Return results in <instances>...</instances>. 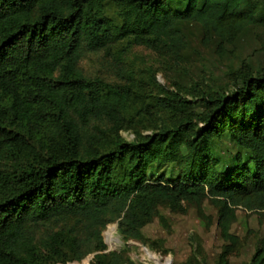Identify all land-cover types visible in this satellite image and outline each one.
Wrapping results in <instances>:
<instances>
[{
    "label": "trees",
    "instance_id": "1",
    "mask_svg": "<svg viewBox=\"0 0 264 264\" xmlns=\"http://www.w3.org/2000/svg\"><path fill=\"white\" fill-rule=\"evenodd\" d=\"M185 23L212 34L223 55L264 24V2L0 0V264H63L90 253V264H143L106 250V225L141 239L160 206L200 210L206 199L226 242L216 263L228 264L239 240L230 230L235 209L264 216V69L245 63L230 71L233 88L194 87L191 99L162 90L153 111L170 120L157 114L149 134L136 130L137 115L152 110L129 48L179 60ZM96 52L90 73L79 63ZM195 102L201 111L190 109ZM224 136L240 148L229 164L211 149ZM152 163L177 165L176 178L149 177ZM242 264H264V239Z\"/></svg>",
    "mask_w": 264,
    "mask_h": 264
},
{
    "label": "rangeland",
    "instance_id": "2",
    "mask_svg": "<svg viewBox=\"0 0 264 264\" xmlns=\"http://www.w3.org/2000/svg\"><path fill=\"white\" fill-rule=\"evenodd\" d=\"M183 30L188 44L179 60L139 45L129 48V63L136 70H144L139 75L144 81L141 85L143 99L151 103L148 104V110L152 111L140 112L136 118L135 129L143 134L152 131L148 126L155 123L157 114L164 121L170 120L169 111H153L155 95L162 90L180 93L186 99H191L194 87L230 90L235 83L231 69H238L245 63L257 71L264 69V24L248 27L233 44L226 45L223 55L219 54L218 40L212 34L204 33L199 25L185 23ZM98 58V52L87 53L79 64L93 73L98 66ZM190 109L201 111V103L195 102L190 105ZM121 135L131 140L134 129L124 128ZM211 149L221 164H229L234 153L240 150L226 136L215 141ZM178 170V166L172 163H152L148 166V176L175 179ZM235 214L230 230L239 240L227 254L228 264L247 262L255 246L264 239V216L240 207L235 209ZM218 216V207L208 199L203 202L200 210L190 206L184 212H174L162 205L159 207V216L143 227L141 239L122 238L116 222L107 224L102 236L107 251L122 252L134 262L217 264L218 254L226 244L217 226ZM54 227L55 223H48V228ZM45 231L46 227L43 225L36 229L38 235ZM151 255L156 256L159 262ZM92 256L93 253H90L79 261L67 264H90Z\"/></svg>",
    "mask_w": 264,
    "mask_h": 264
},
{
    "label": "bare ground",
    "instance_id": "3",
    "mask_svg": "<svg viewBox=\"0 0 264 264\" xmlns=\"http://www.w3.org/2000/svg\"><path fill=\"white\" fill-rule=\"evenodd\" d=\"M149 256H150V255H149ZM151 257L155 258V260H156L157 262H159L156 256L151 255Z\"/></svg>",
    "mask_w": 264,
    "mask_h": 264
},
{
    "label": "clouds",
    "instance_id": "4",
    "mask_svg": "<svg viewBox=\"0 0 264 264\" xmlns=\"http://www.w3.org/2000/svg\"><path fill=\"white\" fill-rule=\"evenodd\" d=\"M73 262V261H72ZM67 263H71V262H66V263H63V264H67Z\"/></svg>",
    "mask_w": 264,
    "mask_h": 264
}]
</instances>
